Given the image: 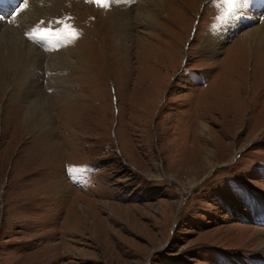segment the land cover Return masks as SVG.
Instances as JSON below:
<instances>
[{
    "label": "rangeland",
    "instance_id": "rangeland-1",
    "mask_svg": "<svg viewBox=\"0 0 264 264\" xmlns=\"http://www.w3.org/2000/svg\"><path fill=\"white\" fill-rule=\"evenodd\" d=\"M193 1L162 0L127 50L94 0H53L33 33L18 18L37 0L0 8L43 54L24 71L50 104L33 129L0 91V264L263 263L264 11L224 28L237 0Z\"/></svg>",
    "mask_w": 264,
    "mask_h": 264
},
{
    "label": "bare ground",
    "instance_id": "bare-ground-1",
    "mask_svg": "<svg viewBox=\"0 0 264 264\" xmlns=\"http://www.w3.org/2000/svg\"><path fill=\"white\" fill-rule=\"evenodd\" d=\"M196 1L197 0H194L192 3H195L194 6L198 2ZM132 2H136V0H108L107 7L108 9L113 7V10H111V18L113 21L114 34L118 43L122 46L124 45L126 50L130 49L134 43L133 34H135V27L141 26L144 28L157 29L158 25L156 21L158 18H169L166 10L167 8L165 9V4L162 0H137V6L135 7L132 6ZM41 4H44L43 6H47V8L39 10V5ZM51 5L57 7V3L53 2V0H37V2H34L31 6L32 9L27 10V13L24 12L25 14L23 13V15L18 18V25L20 24V28L26 31L28 30L30 33L36 31L34 30L36 24L50 13ZM235 5L229 18L223 23V27L224 25L231 26V23L238 20L239 23H241L244 19L248 20V22L253 20L256 22V19L250 14L257 15L255 13L261 11V9L264 11V0H237ZM259 17L260 16H258V19ZM5 24L7 23H2L0 20V91L8 93V96L15 100H19L18 98H26L29 100L30 107L27 111L26 121L29 123L30 128L37 130L46 129L49 125L48 116L50 114V104L42 97L41 90L39 91V83L42 81V78L36 77V74L31 76L29 73L27 75L28 72H25L27 70L25 69L27 64L31 63L32 65V63L37 60H39V62H37L41 63L43 66L45 62L43 59L44 56H42L43 54L36 49L34 45L23 38L18 28L16 29ZM14 26L18 27L16 25ZM226 39H228V37ZM243 40L247 43L246 45L248 48L254 45L257 47V45H261L263 35L259 27H257L245 32ZM129 43L131 44L130 46L128 45ZM71 56L72 53H67V51L52 55L50 59L48 58L52 66H48L47 69L52 70L53 65L57 67V69L71 67L73 62L68 59ZM38 63L37 67H39ZM12 74L15 76L13 78L14 82L13 86L9 87L5 82V76L11 77ZM55 81L63 86V84L67 82V79L59 76ZM193 81L191 80V83ZM22 84H25L24 87L26 88H23L25 90L21 88L23 86ZM14 86L17 88V92ZM261 264H264V261Z\"/></svg>",
    "mask_w": 264,
    "mask_h": 264
},
{
    "label": "snow or ice",
    "instance_id": "snow-or-ice-1",
    "mask_svg": "<svg viewBox=\"0 0 264 264\" xmlns=\"http://www.w3.org/2000/svg\"><path fill=\"white\" fill-rule=\"evenodd\" d=\"M0 2H2V0H0ZM94 2H96L97 4L103 6V7H108V0H94ZM230 2H234V0H230ZM68 34L72 37H75L77 35V32L75 29L70 28L69 26H65Z\"/></svg>",
    "mask_w": 264,
    "mask_h": 264
}]
</instances>
